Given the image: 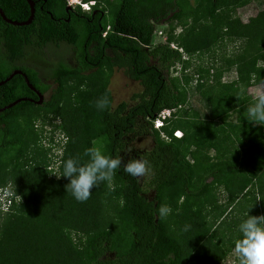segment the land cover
I'll use <instances>...</instances> for the list:
<instances>
[{
  "label": "trees",
  "instance_id": "1",
  "mask_svg": "<svg viewBox=\"0 0 264 264\" xmlns=\"http://www.w3.org/2000/svg\"><path fill=\"white\" fill-rule=\"evenodd\" d=\"M33 1L34 16L28 25L9 24L0 15V82L19 70L41 95L51 89L48 98L38 104L37 93L22 74L0 86V109L17 99H28L0 112V187H6L9 179L16 188L14 195L22 198L21 204L11 199L8 211L18 208L12 222L8 223L9 215L0 227L2 257H6L4 249H10L13 257L7 264H219L242 237L243 216L235 223L237 238L229 224L235 219L224 220L225 214L238 211L240 197L252 193L254 207L259 206L256 215H264V132L246 119L248 106L244 103L242 109L239 96L232 95L238 92L237 84L247 85L250 79L254 85L264 84V67L257 66L264 62V12L247 28L239 19L224 21L225 12H221L244 6L246 0H83L96 3L90 12L67 9V0ZM0 9L7 19L19 23L30 16L25 0H0ZM202 19H208L210 26L201 23ZM163 24L170 25L168 35L182 27L176 39L170 36L167 42L174 41L189 57L211 52L225 36L242 41V54L224 59L221 67L235 69L238 82L220 83V90L211 95L202 90L203 72L197 71V78L188 77L184 73L187 62L178 50L155 42L157 27ZM48 47L57 54L56 60L47 59ZM61 50L66 55L58 56ZM176 64L183 65L180 81L170 74ZM114 70L139 83L141 91L133 94L131 103L121 102L113 108L108 85ZM41 73L50 83L41 80ZM214 77L219 80L217 74ZM189 87L208 104L207 121L196 111L189 114L180 108L186 104ZM103 96L108 97L109 107L99 110L96 101ZM165 109L176 112L156 131L152 122ZM232 109L239 118L226 123ZM59 115L61 122L51 124ZM39 119L49 130H36ZM176 130L183 132L181 139L173 137ZM57 133L64 139L54 140ZM147 138L151 140L149 150L135 147ZM227 142L236 153L225 147ZM91 147L113 158L123 157L122 163L147 159L152 174L141 181L121 166L110 187L102 182L86 202H78L66 190L69 179L48 178L54 172H46L48 166L43 165L53 160L61 175L68 158L87 162L84 152ZM211 150L215 156L209 155ZM25 155L35 165L33 169L27 170L22 161ZM19 168L26 171L18 172ZM196 172L199 179L194 185ZM209 178L216 184L225 180L228 205L219 207L216 218L207 222L203 205L212 203ZM108 187L114 201L121 203L116 210L117 229L86 226L90 223L80 216L95 212L92 207ZM150 189L155 192L153 198L148 197ZM35 197L34 203H50L49 212L43 214L34 207L25 213V205ZM180 197L202 205L190 215L191 205L184 203L187 213L180 212ZM165 204L172 213L161 219L157 209ZM66 214L82 221L73 225ZM58 215L64 227L58 224ZM185 225L191 226L186 232ZM71 231L75 232L72 238ZM227 243L228 249L224 247Z\"/></svg>",
  "mask_w": 264,
  "mask_h": 264
},
{
  "label": "rangeland",
  "instance_id": "2",
  "mask_svg": "<svg viewBox=\"0 0 264 264\" xmlns=\"http://www.w3.org/2000/svg\"><path fill=\"white\" fill-rule=\"evenodd\" d=\"M203 8L200 7V11H202ZM228 10V11H227ZM221 12H225L224 15L226 17V19L224 18V21H226L227 19H239L243 25L245 27H251L254 24V18L257 17V15L260 12H264V0H246V4L244 6L241 7H231V8H225L222 9ZM228 17L227 18V15ZM199 16V15H198ZM208 19H202L203 24H207L209 25V21H207ZM192 23V22H191ZM169 24L166 25H160V27H157V35L155 36V42H160L162 41L163 37L165 38H170V36L175 40L176 36H178L182 31V27L177 26L175 27L174 31L171 32L170 35L169 31L166 32V30L169 29ZM210 26V25H209ZM182 30V31H181ZM166 33H164V32ZM161 36H159V35ZM174 34V35H173ZM168 41V40H167ZM243 42L235 39V38H230L228 39L227 36L224 37L223 41L216 47L213 48V50L209 53H205V54H195L192 56H188L187 54L184 56L185 58V62L186 65L184 66L185 68V75H188V77H192L194 76V78H197V71H201L203 72V76L201 77V79L204 82V88L202 90L207 91L208 93L213 94L215 93V91H219L221 88V84L220 83H231V82H238V78H237V73L235 72V69H229L228 71H224L225 67H223V69L221 68L224 62V59L226 58H232V57H236L239 54H242V49H243ZM63 49H65V47H62ZM53 48L48 47L45 49V54L47 55V59L48 60H56V53L52 50ZM66 52H70V50L65 49ZM62 56L66 55L64 52L59 51ZM56 54V55H55ZM57 56V57H58ZM188 60V61H187ZM220 66V67H219ZM258 67H264V62H259L257 63ZM183 65L181 64H176L172 67L171 70V78H177L179 81L181 80V72L183 70ZM205 71H208L209 73L206 75ZM217 74V77L219 78V80H213L212 78H215L214 75ZM206 80H205V78ZM183 79V78H182ZM188 84V83H187ZM235 88H238V92H234L232 91V95L234 96H239L240 98V102H239V106L243 109L244 108V103L247 106H250L251 104H253L255 102V98L257 96L258 93L260 92H264V84L262 85H254V83L252 82V79H250L248 81V84L246 85V83H242V84H237V86H235ZM108 90L110 91V95L112 97V104L111 106L114 108L116 107L119 103L121 102H126V103H131V98L133 96V94H137L141 91V86L139 85V83L134 82L132 80H130L128 77H126V75L124 74L123 71L120 70H114V72L112 73L111 77H110V81H109V85H108ZM186 104H184L183 110H187L189 111L188 113L190 114V112L196 111L199 116L203 119V121H207L208 119H210V114H209V108H208V104L205 102V100L203 99V97L200 96V94L198 92H195L193 88H187L186 89ZM50 92H48L47 95H49ZM235 93V94H234ZM234 105V104H233ZM234 108L237 110V105H234ZM236 110H231L229 112V116L226 120V123L230 122H236L237 119L239 118V114L237 113ZM193 114V113H192ZM60 115L56 118H54L51 121V124L53 123H60L62 120V117L60 119ZM49 118V117H48ZM68 118V117H67ZM66 118V119H67ZM72 119V118H71ZM68 119V120H71ZM37 126L38 129L36 130H49V126L47 125V123H45V121H42L41 119L37 120L35 122V127ZM254 126L256 128H260L262 132H264V125H257L254 124ZM227 129V128H226ZM226 131V130H225ZM59 134V133H57ZM54 140L58 141L61 140L62 138L64 139V135H60L57 136H53ZM161 138V136H160ZM151 146V140L149 138L147 139H141L139 142H137V144L135 145V147L137 149H142V148H146L149 150ZM227 147V149L230 150L231 153H236V150L234 151V147H231L230 143L227 142V145L225 146ZM56 151V150H54ZM60 152V151H59ZM58 153V152H57ZM214 151H210L209 155L210 156H215ZM240 153V152H239ZM12 155V154H11ZM51 155V154H50ZM53 156V155H52ZM222 156H219L218 158H221ZM28 156L25 155L24 158H22V161L26 162L28 169H33V167L35 166L33 164V162H28ZM27 159V160H25ZM238 160H242V155L240 156V159L238 158ZM13 157L10 158V164L8 166V169L11 170V166L13 165ZM50 161V160H49ZM20 163H21V159H20ZM47 163H44L43 168L46 166H48V168L46 169V172H50L51 170L54 173H48V178L51 179H56L58 180L59 178H57V176H60L59 171L57 170L56 166L53 164V160L51 162H49L48 165H45ZM25 172L26 170L23 168V170H21V168H19L18 172ZM143 179L142 180H146V178L141 177ZM198 179H199V175L195 174L194 176V181L193 184L195 185L196 182L198 183ZM9 182H7V186L6 188L11 189V191H14L15 185L12 184V182H10L11 180L8 179ZM225 180L220 181L219 183H215L216 181L214 179H206V182L208 183V190H209V196H211V204H204L203 207L205 208L204 210L207 212L208 216H206V220L207 222L210 220H213V218L215 219V213L218 214L219 213V207L222 208V206H227L228 205V195L225 192V187H223L225 185L224 183ZM110 187V186H109ZM109 187L107 188V190L102 191V198L101 201H99L98 205H94L92 208H94L95 212L91 213V214H82L80 217L83 219H87V221L90 224H86V226H92V224L97 225L100 224V226L102 227V229H108L109 227H111L112 230H115L117 228L116 226V210L117 208L120 207L121 203H119L118 201H114V199L112 198V195H110V191H109ZM16 190V188H15ZM8 191V190H7ZM154 190L150 189L148 191V197L153 198L154 196ZM178 195V193L175 194V196ZM36 196V195H35ZM252 193H249L247 195H243V197H240L239 201H238V205H237V210L236 213H229V214H225V222H231L230 219L234 218L235 220L233 221L234 223L230 224V228L231 230L233 229L235 232L233 233V236H236L237 238V229H234L235 227V223H239L240 219L242 216L247 219L248 215L251 216H257L256 214V210L255 208L259 209V206L256 205V207H254L253 205V199H252ZM34 197V195H33ZM37 197H35L34 199H32L33 203L28 202L24 209H25V213L26 214H30V210L34 207L37 208V210L41 211L43 214L45 212H49L50 209V203L48 202H35V199ZM184 197H180L178 198L177 201V210H179L180 212L183 211L184 213H187V208H186V204L182 205L184 203H188L189 205H191L190 208H188V214H194V212L196 211V209H199L201 207L202 204H194L193 203V199H190L188 202L183 201ZM22 198L18 197L17 198V204H21ZM27 202V201H26ZM209 202V201H208ZM257 202L259 203V199L257 200ZM207 205V206H206ZM199 207V208H198ZM211 209V211L209 208ZM230 207H232V204L230 205ZM229 207V208H230ZM18 208V207H17ZM14 208L11 211H7L8 213H4L2 212V210H0V227L2 226L4 219L6 217L9 218L8 223L12 222V216L13 214L16 213V209ZM228 209V208H227ZM21 210L23 211V208H21ZM176 210V211H177ZM230 209H228L229 212ZM61 211V210H60ZM59 214H62L63 216V211L60 212ZM210 211V212H208ZM213 211V212H212ZM243 212V214H242ZM68 216V218L70 219V221H74L73 225L75 224L76 221H82L79 220L77 218V216L72 215V214H66ZM214 215V216H212ZM29 216V215H27ZM259 216V215H258ZM58 220H61L59 223L58 221H56V223L60 224V226L64 227L65 223L63 221V217L62 219H60V216H57ZM69 224V222L67 223ZM225 226L222 227L223 231H225L224 229ZM114 228V229H113ZM62 228H60L61 230ZM68 233V232H66ZM75 232H70V237L72 238L74 236ZM226 237H224L225 239L229 238V233L225 234ZM2 236H0V242H1ZM75 243H77V240H73ZM1 244V243H0ZM228 243L225 244L224 247H226L227 249L228 247ZM220 246H223V244H220ZM1 248V247H0ZM234 247H231V250L227 253H225V255L219 260V264H239V259L236 256V254L233 251ZM5 256L6 257H2V255L0 254V264H7L13 257V253L11 254L12 251H10V249H4ZM221 252H224V250H222ZM10 256V257H9ZM10 258L9 260H7L8 258ZM47 262V261H46ZM35 264H42V261H39V263H35ZM46 264V263H45Z\"/></svg>",
  "mask_w": 264,
  "mask_h": 264
},
{
  "label": "clouds",
  "instance_id": "3",
  "mask_svg": "<svg viewBox=\"0 0 264 264\" xmlns=\"http://www.w3.org/2000/svg\"><path fill=\"white\" fill-rule=\"evenodd\" d=\"M66 4L69 9L80 8L83 12H90L96 5L94 1L86 2L83 0H73L72 2L71 0H67ZM84 4H86V7H83ZM159 43L167 44L172 50H178L185 60V52L181 48H178L174 41L167 42V38L163 37ZM96 107L99 110H106L109 107L108 97L103 96L98 99ZM163 111L169 112L165 118H161ZM163 111L152 122V127L156 131H159L164 126L165 121L176 112L175 109H165ZM246 111L247 120L253 124L264 125V92L257 94L255 102L248 106ZM160 119V124L157 126L156 122ZM173 137L181 139L183 132L176 130L173 132ZM84 156L89 157L85 163H81L79 158H68L63 162L62 174L57 176V178L65 177L69 179L70 182L66 185V190L70 191L73 197L81 203L86 202L91 197L92 190L102 182H107L111 186L115 174L121 166H123L127 174L136 178L147 177L152 174V167L147 159L133 158L129 159L127 163H122L123 157H110L103 154L96 147L86 149ZM17 198L18 196H15L11 189L0 187V210H2L1 205L7 201L11 202V199H15V203L17 204ZM157 212L159 217L164 219L172 213V209L169 205L165 204L161 205L157 209ZM190 227V225H185L183 230L186 232ZM239 232L242 234V237L235 241L233 249L239 259V264H264V215H248L247 219L240 223Z\"/></svg>",
  "mask_w": 264,
  "mask_h": 264
},
{
  "label": "water",
  "instance_id": "4",
  "mask_svg": "<svg viewBox=\"0 0 264 264\" xmlns=\"http://www.w3.org/2000/svg\"><path fill=\"white\" fill-rule=\"evenodd\" d=\"M25 1H26V2L29 4V6H30V16H29V18H28L27 21H25V22H20V23H19V22H16V21H12V20H10V19H7V18L4 16V13L2 12V10L0 9V15H1V17L3 18V20H4L5 22L9 23V24H12V25H17V26L28 25V24L33 20V16H34V1H32V0H25ZM67 9H69V7H67ZM16 74H22V72L19 71V70H15V71H13V72H12V73H11L6 79H5V80H3V81L0 82V86L3 85L4 83L8 82L9 80H11V79L13 78V76H15ZM22 75L24 76V79H25V82H26L27 86H28L32 91H34V92L37 93L38 98H39V100L37 101V103L40 104V103L42 102V95H41L38 91H36V90L34 89V87L29 83V81H28V79L25 77V75H24V74H22ZM26 100H28V99H26V98H20V99H17L16 101L12 102L11 104L6 105V106H4L3 108H1V109H0V112L4 111V110H6V109H9V108H11V107H13V106H15L16 104H18V103L21 102V101H26Z\"/></svg>",
  "mask_w": 264,
  "mask_h": 264
},
{
  "label": "built area",
  "instance_id": "5",
  "mask_svg": "<svg viewBox=\"0 0 264 264\" xmlns=\"http://www.w3.org/2000/svg\"><path fill=\"white\" fill-rule=\"evenodd\" d=\"M72 1H73V0H71V2H72ZM91 4H92V3H91ZM83 7H86V4H84ZM87 7H88V6H87ZM168 114H169L168 111H163V112L161 113V118H165ZM159 121H161V119L158 120V121L156 122V125H157V126H158V124H160ZM9 205H10V201H7V202L3 203V204L1 205V209H2V211H3V212L8 211V207H9Z\"/></svg>",
  "mask_w": 264,
  "mask_h": 264
},
{
  "label": "flooded vegetation",
  "instance_id": "6",
  "mask_svg": "<svg viewBox=\"0 0 264 264\" xmlns=\"http://www.w3.org/2000/svg\"><path fill=\"white\" fill-rule=\"evenodd\" d=\"M32 1H33V0H32ZM34 5H35V2H34ZM38 70L40 71V69H38ZM41 75H42V76H41V80H42V81L46 82V84L50 83L49 80H46V79H45L43 73H41ZM50 90H51V89H50ZM50 90L46 91V92L42 95V102H43V100H46V99L48 98L49 95H47V94H48V92H50Z\"/></svg>",
  "mask_w": 264,
  "mask_h": 264
}]
</instances>
